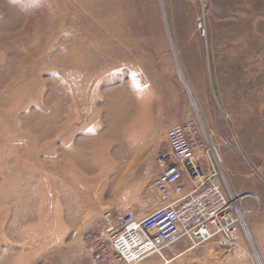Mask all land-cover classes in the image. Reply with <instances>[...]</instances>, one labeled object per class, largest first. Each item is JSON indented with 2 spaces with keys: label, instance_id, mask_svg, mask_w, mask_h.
I'll return each mask as SVG.
<instances>
[{
  "label": "rangeland",
  "instance_id": "374dc122",
  "mask_svg": "<svg viewBox=\"0 0 264 264\" xmlns=\"http://www.w3.org/2000/svg\"><path fill=\"white\" fill-rule=\"evenodd\" d=\"M188 120L238 219L236 248L192 245L264 264V0H0V264H45L110 202L147 216Z\"/></svg>",
  "mask_w": 264,
  "mask_h": 264
},
{
  "label": "built area",
  "instance_id": "2783aa9c",
  "mask_svg": "<svg viewBox=\"0 0 264 264\" xmlns=\"http://www.w3.org/2000/svg\"><path fill=\"white\" fill-rule=\"evenodd\" d=\"M165 139L172 163L153 181L154 210L141 220L105 212L104 227L84 233L93 264H137L152 255L164 260L163 250L183 238L196 244L218 235L226 249L237 247L238 219L219 181L215 166L221 158L212 135L188 120L170 128Z\"/></svg>",
  "mask_w": 264,
  "mask_h": 264
},
{
  "label": "crops",
  "instance_id": "0c3cea01",
  "mask_svg": "<svg viewBox=\"0 0 264 264\" xmlns=\"http://www.w3.org/2000/svg\"><path fill=\"white\" fill-rule=\"evenodd\" d=\"M110 209L113 211V217L116 218L118 215L131 216L135 213V202L134 200H117L115 203L110 202ZM90 226V225H89ZM59 232H72V235L68 244L71 248L68 250L59 248H50L47 254V261L45 264H93V253L92 246L88 242L79 239L82 232L87 231L90 228H57ZM102 229V228H100ZM99 229V230H100ZM66 243V241L64 242ZM187 239H181L175 244L169 246L163 250L162 260L157 255H152L137 264H186L191 260L197 259V252L208 251L206 255V264H230L229 259L225 256L223 251L220 249L218 242H210L204 246L192 245ZM58 245V244H57ZM208 249V250H205ZM200 249V250H199ZM198 250V251H197ZM193 260V261H194ZM237 264H252L250 259L237 260ZM113 264H122L115 261Z\"/></svg>",
  "mask_w": 264,
  "mask_h": 264
},
{
  "label": "bare ground",
  "instance_id": "6f19581e",
  "mask_svg": "<svg viewBox=\"0 0 264 264\" xmlns=\"http://www.w3.org/2000/svg\"><path fill=\"white\" fill-rule=\"evenodd\" d=\"M261 64H263V61H261L260 58H258L257 65H259V67H261L262 66Z\"/></svg>",
  "mask_w": 264,
  "mask_h": 264
}]
</instances>
